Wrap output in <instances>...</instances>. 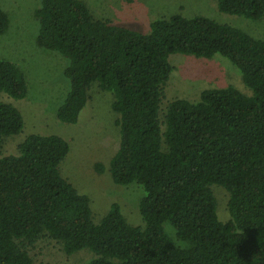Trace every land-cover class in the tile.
Here are the masks:
<instances>
[{
  "label": "trees",
  "instance_id": "1",
  "mask_svg": "<svg viewBox=\"0 0 264 264\" xmlns=\"http://www.w3.org/2000/svg\"><path fill=\"white\" fill-rule=\"evenodd\" d=\"M214 1L224 14L264 17V0ZM34 15L36 45L67 60L56 118L76 124L92 85L112 95L119 144L94 167L116 186L141 189V225L117 203L92 215L90 199L60 173L69 152L61 137L31 134L3 154L24 124L3 96L21 100L28 89L24 73L0 60V264H35L29 249L45 239L67 256L89 251L86 264H264V40L181 14L141 33L96 19L81 0H40ZM8 27L0 7V35ZM174 54L225 58L250 94L207 89L197 102L175 99L162 109ZM216 187L227 194L226 221L217 216ZM166 222L189 247L173 244Z\"/></svg>",
  "mask_w": 264,
  "mask_h": 264
},
{
  "label": "rangeland",
  "instance_id": "2",
  "mask_svg": "<svg viewBox=\"0 0 264 264\" xmlns=\"http://www.w3.org/2000/svg\"><path fill=\"white\" fill-rule=\"evenodd\" d=\"M81 1L96 19L108 20L113 25L141 33L149 32V25L155 19L181 14L184 17H206L264 40V17L250 21L221 13L214 0ZM39 3L40 0H0V7L9 17L8 30L0 35V60L15 64L24 73L28 89L26 97L21 100L1 94L20 112L24 123L18 135L6 138L2 152L4 155L15 153L16 145L31 134L61 137L68 142L69 152L59 166L60 173L78 193L90 199L92 215L105 211L103 216L112 203H117L131 225H141L138 210L141 189L135 184L116 186L107 171L99 174L94 167L98 163L106 165L118 148L119 133L113 124L116 116L111 110L112 95L92 85L89 101L76 124L60 122L55 116L69 88L63 75L67 60L35 43L38 25L34 13ZM168 61L173 71L164 88L162 109L175 99L197 102L200 93L207 89L232 86L245 95L250 94L238 71L218 55L203 59L174 54ZM214 195L217 216L226 221L227 194L216 187ZM29 255L35 264H86L93 257L87 250L67 256L56 242L47 239L38 241L29 249Z\"/></svg>",
  "mask_w": 264,
  "mask_h": 264
},
{
  "label": "clouds",
  "instance_id": "3",
  "mask_svg": "<svg viewBox=\"0 0 264 264\" xmlns=\"http://www.w3.org/2000/svg\"><path fill=\"white\" fill-rule=\"evenodd\" d=\"M162 229L168 236L172 239V242L175 246L181 248L189 247V244L186 241L180 240L177 238V228L172 223H164Z\"/></svg>",
  "mask_w": 264,
  "mask_h": 264
}]
</instances>
